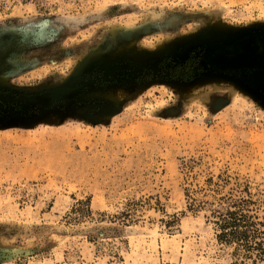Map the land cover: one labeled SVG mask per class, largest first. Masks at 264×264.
<instances>
[{
  "label": "rangeland",
  "instance_id": "374dc122",
  "mask_svg": "<svg viewBox=\"0 0 264 264\" xmlns=\"http://www.w3.org/2000/svg\"><path fill=\"white\" fill-rule=\"evenodd\" d=\"M259 53L264 0H0V264H264L191 204L264 197Z\"/></svg>",
  "mask_w": 264,
  "mask_h": 264
},
{
  "label": "trees",
  "instance_id": "16d2710c",
  "mask_svg": "<svg viewBox=\"0 0 264 264\" xmlns=\"http://www.w3.org/2000/svg\"><path fill=\"white\" fill-rule=\"evenodd\" d=\"M214 185L221 184L214 182ZM207 188L215 193L207 192L202 196L209 195L211 198L194 197L191 204L194 208L209 211L207 218L214 224L218 240L235 243L246 254L264 258V197L254 199L248 185L236 189L239 193H233V187L225 193L219 192L217 187Z\"/></svg>",
  "mask_w": 264,
  "mask_h": 264
},
{
  "label": "water",
  "instance_id": "95a60500",
  "mask_svg": "<svg viewBox=\"0 0 264 264\" xmlns=\"http://www.w3.org/2000/svg\"><path fill=\"white\" fill-rule=\"evenodd\" d=\"M241 44L244 47V50L241 53L236 54L235 58L231 57V59H234V61H236L237 63H241V64H248V63H251L252 61L254 62V60L257 58L255 56H254L255 59L251 57L252 55L250 54L249 47L247 45H245L244 41L241 42ZM259 55H260L259 56V62H264V54L261 55L259 53ZM218 56L219 55L216 54L214 57H218ZM255 61H257V60H255Z\"/></svg>",
  "mask_w": 264,
  "mask_h": 264
}]
</instances>
